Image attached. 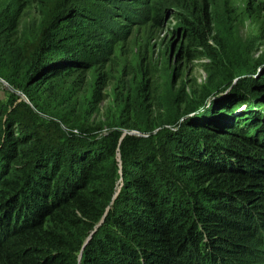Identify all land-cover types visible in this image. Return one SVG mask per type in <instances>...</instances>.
<instances>
[{"label": "trees", "instance_id": "obj_1", "mask_svg": "<svg viewBox=\"0 0 264 264\" xmlns=\"http://www.w3.org/2000/svg\"><path fill=\"white\" fill-rule=\"evenodd\" d=\"M159 13L155 9L154 22ZM78 17L70 10L46 24L34 49L24 56L26 77H60L75 64L76 53L88 52L79 46L83 23ZM186 32L188 53L214 57L210 35L200 24L187 23ZM11 85L27 92L23 85ZM255 104L249 96L238 97L223 109L233 112L247 105L248 110ZM202 115L215 118L207 110ZM254 120L242 128L235 124L239 134L227 136L216 149L197 127L201 145L209 149L204 151L207 156L200 152V144L195 146L199 137L187 129H160L147 151L142 150V138L126 135L120 140L119 131L93 145L72 141L66 149L34 133L28 143L9 134L0 154V264H76L79 236L93 229L111 201L117 153L123 186L84 248L81 264H238L232 260L244 256L242 260L251 263L241 246L262 245L254 220L264 226V120ZM206 128L220 130L214 123ZM218 133L210 136L223 138ZM253 144L256 147L250 150ZM13 163L20 175L2 174L6 164ZM196 225L205 229L204 241L213 244L211 253L199 249L206 243Z\"/></svg>", "mask_w": 264, "mask_h": 264}, {"label": "rangeland", "instance_id": "obj_2", "mask_svg": "<svg viewBox=\"0 0 264 264\" xmlns=\"http://www.w3.org/2000/svg\"><path fill=\"white\" fill-rule=\"evenodd\" d=\"M155 9H160L158 22L153 20ZM70 10L80 16L79 46L88 52L76 53L75 64L60 77H26L24 56L34 49L47 23ZM64 19L61 27L66 26ZM187 23L200 24L209 33L213 58L186 51ZM0 71V154L9 134L28 143L32 133L66 149L72 141L93 145L112 131L121 136L134 131L147 151L160 129H187L199 137L196 146L204 143L197 127L216 149L227 136L239 134L235 124L242 128L257 117L264 120V0H0ZM219 81H224L221 86L210 87ZM247 96L256 107L223 109ZM205 110L215 118L204 119ZM213 123L220 130L206 128ZM217 132L223 138L211 137ZM206 149L202 146L200 152L207 156ZM116 162L111 201L93 229L79 236L76 264H81L84 248L123 186L120 153ZM4 170L2 174L10 172L12 178L20 175L17 163L6 164ZM254 221L262 245H242L251 263L242 260L245 256L233 263L264 264V226ZM196 232L206 243L205 229L196 225ZM199 249L211 253L213 244L208 240Z\"/></svg>", "mask_w": 264, "mask_h": 264}, {"label": "water", "instance_id": "obj_3", "mask_svg": "<svg viewBox=\"0 0 264 264\" xmlns=\"http://www.w3.org/2000/svg\"><path fill=\"white\" fill-rule=\"evenodd\" d=\"M126 135H135V136H141L139 133H137V132H123V134H122V136H121V138H120V140L122 139V138H124Z\"/></svg>", "mask_w": 264, "mask_h": 264}]
</instances>
